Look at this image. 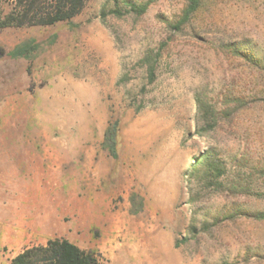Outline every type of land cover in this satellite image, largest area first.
Here are the masks:
<instances>
[{
  "label": "rangeland",
  "instance_id": "rangeland-1",
  "mask_svg": "<svg viewBox=\"0 0 264 264\" xmlns=\"http://www.w3.org/2000/svg\"><path fill=\"white\" fill-rule=\"evenodd\" d=\"M129 1L146 11L0 31V264L50 238L102 264H264V0L178 29L185 0Z\"/></svg>",
  "mask_w": 264,
  "mask_h": 264
},
{
  "label": "trees",
  "instance_id": "trees-1",
  "mask_svg": "<svg viewBox=\"0 0 264 264\" xmlns=\"http://www.w3.org/2000/svg\"><path fill=\"white\" fill-rule=\"evenodd\" d=\"M87 0H11L10 7L5 8L0 5V31L7 27H22L33 25H54L58 22L71 20L83 9ZM115 8L103 12L102 16L114 14L123 15L125 12L142 14L147 9V3L136 4L129 0H113ZM203 0H185V7L180 19L175 24V28L189 22L191 17L198 11ZM5 49L0 46V59L5 55ZM145 61L148 62L149 82L155 79V64L151 62L149 56ZM151 62V63H150ZM106 137L113 145L117 146V132L106 133ZM206 156V161L200 167L201 171H215L218 167ZM220 165V176L223 175ZM257 219L264 220V213L253 215ZM10 264H102L99 255L91 250H85L69 241L66 238H50L44 244H37L23 248L16 253Z\"/></svg>",
  "mask_w": 264,
  "mask_h": 264
}]
</instances>
